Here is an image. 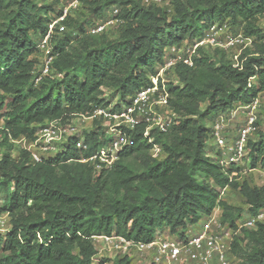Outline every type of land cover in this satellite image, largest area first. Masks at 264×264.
I'll return each mask as SVG.
<instances>
[{
	"label": "trees",
	"instance_id": "1",
	"mask_svg": "<svg viewBox=\"0 0 264 264\" xmlns=\"http://www.w3.org/2000/svg\"><path fill=\"white\" fill-rule=\"evenodd\" d=\"M84 2L91 15L73 12L65 20L68 30L53 37L51 71L36 84L41 58L35 55L42 54L37 44L55 3L0 0V194L5 193L12 221L10 231L0 234V264H102L96 261L98 236L150 241L164 229L182 235L217 207L232 227L264 209V184L236 180L232 172L240 167L226 170L221 150L214 156L207 151L214 117L264 92V43L258 44L264 42V0H174L172 12L142 0ZM111 4L121 8L123 19L115 39L106 35L108 30L90 31L106 18ZM223 22L252 36L253 47L245 50L243 69L223 48H200L192 66L174 67L175 81L168 89L178 121L168 132L152 131L163 158L151 155L152 143L139 127L114 166L95 170L81 159L104 144L98 119L85 131L88 149L81 151L75 137L64 152L42 162H32L12 142L33 138L46 121L66 122L96 106L109 107L115 98L113 109H121L151 83L168 46L199 39L211 24ZM258 124L259 117L248 140L247 162L264 168V131ZM229 187L239 190L245 207L221 197ZM232 255L235 264H264V221L235 235ZM113 264L135 262L125 256Z\"/></svg>",
	"mask_w": 264,
	"mask_h": 264
},
{
	"label": "built area",
	"instance_id": "2",
	"mask_svg": "<svg viewBox=\"0 0 264 264\" xmlns=\"http://www.w3.org/2000/svg\"><path fill=\"white\" fill-rule=\"evenodd\" d=\"M147 5H160L172 12L174 0H142ZM41 3H55L49 11L50 21L45 35L40 39L37 48L42 53L40 70L35 83H39L51 71L56 53L53 37L68 30L65 20L73 15L84 0H40ZM121 8L111 5L107 9L106 18L96 22L90 31L102 33L114 26H120ZM254 38L243 32H234L228 22L213 23L205 34L194 41L186 40L182 44L171 45L165 49V62L155 74L150 76L151 83L141 88L129 104L114 110L113 106H96L91 113L76 115L69 121L62 118L40 124L34 137L21 136L11 138L19 148L26 150L32 162H42L51 156L64 152L67 145L75 137L77 147L83 151L89 148L84 134L94 127L96 119L102 120L105 130L104 144L92 155L81 161L90 163L95 170L109 169L120 158L121 152L133 144L132 131L143 127V135L152 143L150 149L154 158H163L162 146L153 141L152 131L168 132L177 123L179 113L170 104L168 84L175 81L173 74L177 64L193 65V58L200 48H223L231 51L233 65L243 69L245 50L253 46ZM243 57V58H242ZM253 77H251V80ZM250 85V84H249ZM260 97L251 103L238 105L225 112L218 113L212 122L213 139L221 150L220 163L228 170L245 166L248 157V140L256 130ZM74 120L86 122L91 126L81 129ZM240 122V123H239ZM84 127L83 125H81ZM0 128H4V118L0 119ZM16 154V152H14ZM232 174L236 175L237 171ZM227 188L222 189L224 194ZM4 199L0 198V234H6L12 228L10 211L4 208ZM264 221V209L256 215L242 218L236 227L224 223L221 208L200 221L195 228L189 227L182 235L167 230H159L150 241L134 240L122 235H102L95 239L98 254L96 261L102 264H113L115 258L129 257L135 264H235L232 255V243L235 235L244 227H254L257 222ZM101 239V245L97 239Z\"/></svg>",
	"mask_w": 264,
	"mask_h": 264
},
{
	"label": "rangeland",
	"instance_id": "3",
	"mask_svg": "<svg viewBox=\"0 0 264 264\" xmlns=\"http://www.w3.org/2000/svg\"><path fill=\"white\" fill-rule=\"evenodd\" d=\"M88 6H89V2H86V3L83 2L81 4V6L79 7V9H77V11L74 12L73 16H82L83 18H87L88 15H91V12L89 13ZM77 14H79V15H77ZM260 25L262 27H264V16L260 18ZM119 28H120V26H114L112 28L107 29L108 31H107L106 35L112 39L117 38V36H118L117 32H118ZM263 43H264L263 40L258 41V44H263ZM251 47H253V46H251ZM232 53H231V55H232ZM227 54H228V51H227ZM35 57H37V59H38V57L42 58V54L38 53V55H35ZM105 92H106L105 95L109 96V97L112 94L110 90H105ZM259 97H260V103H259V107H258V116H259L258 126H259L260 132H263L264 131V92H261ZM116 102H117V98L113 99V101L111 102V106L114 105ZM74 122L79 127H81V129H83V130L85 129L84 125L89 126V127L91 126L90 120H87L86 122H82L81 120H78V121L74 120ZM81 125H83L84 127H82ZM207 125L208 126L210 125L209 121H208ZM207 151L211 156H214V154L218 151V145L216 144V141L214 139H211L209 141ZM13 155H14V152H13ZM236 176H237L236 180H239V181H249L251 184H255V185H263L264 184V168L261 166L252 167L250 162L249 163L246 162L245 166L240 167L239 170L237 171ZM221 197L223 199H225L226 201L232 203V204L245 207L244 200L242 199L241 194H240L238 189L229 187V189L227 191H225L224 194H221ZM0 198L5 200V193L1 192Z\"/></svg>",
	"mask_w": 264,
	"mask_h": 264
},
{
	"label": "crops",
	"instance_id": "4",
	"mask_svg": "<svg viewBox=\"0 0 264 264\" xmlns=\"http://www.w3.org/2000/svg\"><path fill=\"white\" fill-rule=\"evenodd\" d=\"M229 188H227V190H228ZM226 190V191H227ZM97 241L100 243V245H101V239L99 238V239H97Z\"/></svg>",
	"mask_w": 264,
	"mask_h": 264
}]
</instances>
